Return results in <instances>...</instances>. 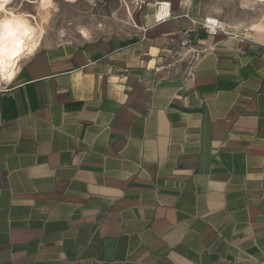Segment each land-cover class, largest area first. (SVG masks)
<instances>
[{
	"label": "crops",
	"instance_id": "0c3cea01",
	"mask_svg": "<svg viewBox=\"0 0 264 264\" xmlns=\"http://www.w3.org/2000/svg\"><path fill=\"white\" fill-rule=\"evenodd\" d=\"M140 1L127 40L39 47L0 91V264H264V43Z\"/></svg>",
	"mask_w": 264,
	"mask_h": 264
},
{
	"label": "rangeland",
	"instance_id": "374dc122",
	"mask_svg": "<svg viewBox=\"0 0 264 264\" xmlns=\"http://www.w3.org/2000/svg\"><path fill=\"white\" fill-rule=\"evenodd\" d=\"M201 1L205 17L219 19L227 24L235 40L264 43V33L260 32L264 31V7L253 0ZM49 2L47 7L50 15H47L50 18L46 15L45 21L39 14L40 0H15L12 6L17 13L34 16L37 21L33 23L38 22L43 26L45 34L40 47L84 40H127L138 30L130 18L129 8L135 18L137 11L143 6L140 0H98L95 3L78 1L74 4L64 0ZM28 57L21 61L20 67ZM16 83L17 80L11 85L0 82V91H5Z\"/></svg>",
	"mask_w": 264,
	"mask_h": 264
},
{
	"label": "bare ground",
	"instance_id": "6f19581e",
	"mask_svg": "<svg viewBox=\"0 0 264 264\" xmlns=\"http://www.w3.org/2000/svg\"><path fill=\"white\" fill-rule=\"evenodd\" d=\"M88 1L96 2V0ZM14 2L15 0H0V9H2L0 10V82L10 85L16 80L21 61L39 49L45 34L43 26H40L38 22L33 23V21H37L34 16L17 13L12 8ZM49 3V0H40L39 14L44 21L46 15L49 14L47 7ZM74 3L76 2H71V4ZM129 12L130 18L135 21L130 8ZM85 35H87L86 32Z\"/></svg>",
	"mask_w": 264,
	"mask_h": 264
},
{
	"label": "built area",
	"instance_id": "2783aa9c",
	"mask_svg": "<svg viewBox=\"0 0 264 264\" xmlns=\"http://www.w3.org/2000/svg\"><path fill=\"white\" fill-rule=\"evenodd\" d=\"M66 3L71 4L72 1H87L88 0H64ZM98 0H96L97 2ZM124 2V0H120ZM257 5L264 7V0H253ZM167 5V7H165ZM189 10V9H188ZM167 11L168 15L163 20H158L157 17L163 15V13ZM186 17L190 20L193 26L200 27L205 33H207L210 37H218L223 36L227 39L235 40L234 34L231 32V28L225 24L224 22L220 21L219 19L205 17L202 20L194 19L189 16L187 13ZM173 19L172 16V3L170 2H157L155 4V22L156 24H162L169 20ZM143 37L142 40H145V34L147 33V29H143ZM189 44L188 42L183 43L182 47ZM186 62H187V73L188 75L192 74L193 65L196 61H198L200 57V53L198 52H189L185 53ZM185 62V63H186Z\"/></svg>",
	"mask_w": 264,
	"mask_h": 264
},
{
	"label": "clouds",
	"instance_id": "9594fccd",
	"mask_svg": "<svg viewBox=\"0 0 264 264\" xmlns=\"http://www.w3.org/2000/svg\"><path fill=\"white\" fill-rule=\"evenodd\" d=\"M167 15H168V12L165 11V12L163 13V15L158 16L157 19H158V20H163Z\"/></svg>",
	"mask_w": 264,
	"mask_h": 264
},
{
	"label": "snow or ice",
	"instance_id": "6c2138e0",
	"mask_svg": "<svg viewBox=\"0 0 264 264\" xmlns=\"http://www.w3.org/2000/svg\"><path fill=\"white\" fill-rule=\"evenodd\" d=\"M165 7H167V5ZM0 10H2V9H0Z\"/></svg>",
	"mask_w": 264,
	"mask_h": 264
}]
</instances>
